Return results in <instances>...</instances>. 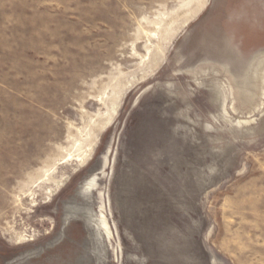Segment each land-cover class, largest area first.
<instances>
[{"label":"rangeland","instance_id":"rangeland-1","mask_svg":"<svg viewBox=\"0 0 264 264\" xmlns=\"http://www.w3.org/2000/svg\"><path fill=\"white\" fill-rule=\"evenodd\" d=\"M0 264H264V0H0Z\"/></svg>","mask_w":264,"mask_h":264},{"label":"bare ground","instance_id":"bare-ground-1","mask_svg":"<svg viewBox=\"0 0 264 264\" xmlns=\"http://www.w3.org/2000/svg\"><path fill=\"white\" fill-rule=\"evenodd\" d=\"M160 64V63H159ZM87 185H88V183H87ZM85 189H86V187H84ZM103 226V225H102ZM104 227V226H103Z\"/></svg>","mask_w":264,"mask_h":264}]
</instances>
